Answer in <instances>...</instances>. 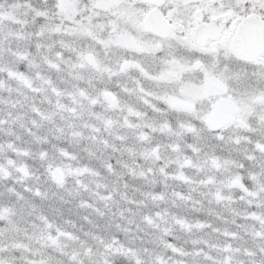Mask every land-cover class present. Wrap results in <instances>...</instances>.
<instances>
[{"label": "snow or ice", "instance_id": "obj_1", "mask_svg": "<svg viewBox=\"0 0 264 264\" xmlns=\"http://www.w3.org/2000/svg\"><path fill=\"white\" fill-rule=\"evenodd\" d=\"M0 264H264V0H0Z\"/></svg>", "mask_w": 264, "mask_h": 264}]
</instances>
